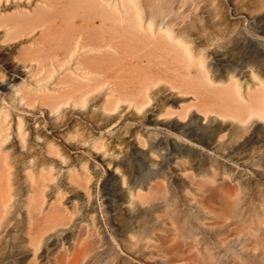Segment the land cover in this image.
Listing matches in <instances>:
<instances>
[{
    "label": "bare ground",
    "instance_id": "6f19581e",
    "mask_svg": "<svg viewBox=\"0 0 264 264\" xmlns=\"http://www.w3.org/2000/svg\"><path fill=\"white\" fill-rule=\"evenodd\" d=\"M149 7L151 3L142 0H0V54L16 46L6 64H20L22 68L0 72V89L24 77L19 84H12L0 101V241H17L10 254L21 264H31L29 257H35L41 248L60 247L63 240L58 238L62 234L64 239L77 234L74 228L87 222L96 204L89 194L90 171L84 166L77 173H69V180L81 182L83 191L72 192L65 202L59 192L45 201L44 188L54 179L49 166L30 161L21 166L10 161L8 144L14 141L20 152L25 146L23 117L15 110L46 108L54 114L65 108H97L113 121L104 126L90 122L99 132L115 123L122 107L142 116V133L130 132L126 143L129 149L123 156L140 154L147 160L151 175L137 189L128 188L124 205L119 206L112 196L104 197L102 213L112 232L124 219L149 208L155 211V203L169 205L171 182L184 189L199 177L208 151L219 154L218 150H225L222 157L236 164L242 154L252 153L253 144L263 142L260 146L264 147V135L263 140L255 135L256 131L264 134V27L243 26L214 56L218 64H225L229 62L228 49L237 45L254 47L255 60H247L241 66V77L230 78L225 84L209 74L205 62L208 46L199 41L193 51L181 33L148 11ZM159 82L178 94L192 90L196 102L180 113L175 112L176 100L166 102L167 108L157 109L150 92ZM75 118L72 115L70 121ZM250 123L254 124L253 132L232 146L234 134ZM156 127H163L171 136H157ZM60 131L51 127L47 134L61 140ZM66 139L76 140L72 134ZM91 146L99 149L96 142ZM43 147L48 155L56 152L53 142ZM30 156L25 153L26 159ZM115 156L103 154L100 160ZM155 157L186 159L190 174L169 173L165 178ZM117 164L113 163L110 174L120 184L124 177L117 172ZM159 181L169 183L160 202L155 193ZM198 187L206 190L202 183ZM68 204L71 212L66 210ZM11 205L16 207V214L5 224L3 219ZM82 235L78 247L65 250L67 259L70 257L68 264H86L87 258H97L109 250V240L94 218ZM92 235L95 242L87 243ZM122 237L135 238L136 232L125 228ZM0 264L14 263L0 260Z\"/></svg>",
    "mask_w": 264,
    "mask_h": 264
},
{
    "label": "rangeland",
    "instance_id": "374dc122",
    "mask_svg": "<svg viewBox=\"0 0 264 264\" xmlns=\"http://www.w3.org/2000/svg\"><path fill=\"white\" fill-rule=\"evenodd\" d=\"M142 1L150 2L148 11L156 13L161 21L170 23L187 40L193 51L199 41L208 46L205 62L209 74L221 78L223 83L228 84L230 78L241 77V66L247 60H255L254 47L244 45L228 49L226 54L229 62L225 64H218L214 56L228 45L232 34L243 29V26L264 27V0ZM16 49L17 47L12 45L0 54V72L6 74L12 68L15 71L22 70L20 64H6V59ZM22 76L9 82L5 89H0V101L12 84H19L24 79ZM191 91L178 94L159 82L151 89L150 96L157 109L167 108L169 103L165 105L166 102L176 100L177 105L170 103V106H174L175 112L180 113L196 102ZM98 104L97 101L95 105ZM87 107L82 110L59 109L54 114L46 108L15 110L23 117L22 122L26 128L25 146L20 152L12 143L14 141L10 142V161L21 166L27 165L29 161L43 162L46 167L49 166L54 179L44 188L45 201L52 199L59 192L60 198L65 202V198L72 192L83 191L81 182L72 183L69 180V173H77L84 166L90 171L89 194L96 204L95 212L88 216L87 222L79 229L74 228L77 234L68 235L67 239H64L62 234V237L58 238L63 240L60 247L41 248L35 257H29L28 262L68 264L70 257L67 259L65 255L66 248L78 247L87 224L94 218L109 240V250L97 258H87L84 262L86 264H264V147L260 146L263 142L253 144L250 147L252 153L242 154L241 160L236 164H229L222 157L226 153L225 150H218L219 154L208 151L206 162L200 169L201 175L188 183L184 189L175 182H171L169 188V183L159 181L155 192L158 201L164 197V189L167 186L170 189L167 193V196H170L169 205L155 203V211L149 208L138 216L124 219L112 232L107 227L102 213L106 204L104 197L112 196L119 206L124 205L128 200L125 194L128 188L137 189L138 185L151 175L147 160L140 154L123 156L129 149L126 143L130 132L142 133L143 119L141 115L134 114L130 109L125 111L122 107V111L117 113L115 123L107 131L99 132L90 122L104 126L113 121L107 120L97 108L90 111ZM72 115L77 118L70 121ZM163 117L165 114L161 116ZM253 126L254 124L250 123L245 129L237 131L233 136L232 146H236L245 136L252 133ZM51 127L60 128L61 140L47 134ZM150 129L153 130V127ZM156 129L159 131L157 136H171L163 127ZM10 131L12 132L13 128ZM224 133L226 130L221 133V137ZM68 134L75 136V142L66 139ZM255 135L263 140L264 134L261 131H256ZM49 141L56 147V152L51 155L46 154L43 147ZM94 142L99 149L92 148ZM140 148L146 149L142 145ZM25 153L31 155L29 159L25 158ZM103 154L116 156L115 159L110 158L103 162L100 160ZM155 161L160 163L159 167L162 168L165 178L169 177V173L174 176L179 173V176L185 177L190 174V165L186 159L155 157ZM115 162H118L117 172L124 177L123 183L120 184H116V179L110 174ZM201 183L205 185L206 190L199 189L198 184ZM217 184L220 186L216 190L214 188ZM68 207L69 204L66 205V210ZM8 211L3 219L5 224L16 214V207L11 205ZM70 215L73 220V212ZM125 228L135 231L136 237L124 240L122 233ZM95 240L96 237L92 235L87 243L93 244ZM16 245L17 241L13 239L0 241V260L21 264L17 257L10 254ZM39 255L41 257H38Z\"/></svg>",
    "mask_w": 264,
    "mask_h": 264
}]
</instances>
